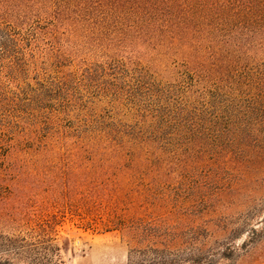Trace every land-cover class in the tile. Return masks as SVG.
<instances>
[{"label": "trees", "instance_id": "1", "mask_svg": "<svg viewBox=\"0 0 264 264\" xmlns=\"http://www.w3.org/2000/svg\"><path fill=\"white\" fill-rule=\"evenodd\" d=\"M68 167L186 174L194 217L120 224L127 264H264V0H0V223L116 198ZM50 223L0 232V264L65 263Z\"/></svg>", "mask_w": 264, "mask_h": 264}, {"label": "rangeland", "instance_id": "2", "mask_svg": "<svg viewBox=\"0 0 264 264\" xmlns=\"http://www.w3.org/2000/svg\"><path fill=\"white\" fill-rule=\"evenodd\" d=\"M18 136L25 145L21 156L27 161L42 158L45 155L43 145L57 143L52 137L32 142L24 140L22 135ZM60 171L62 172L57 174L66 179L79 173L82 176L89 174L98 177V181L102 178L106 184L100 186L117 196L113 201H103L98 208H90L84 203H78L72 210L69 206L54 207L49 202L36 201L34 205L31 204L34 215L28 218V223L6 225L0 223V232L26 231L35 227L40 221L48 219L51 222L49 228L51 233L56 234L61 241L65 256L63 264H127L129 249L139 244L136 237L132 238L119 229L120 224L137 222L142 223V227L149 221L154 225H161L164 231L179 232L184 221L194 217L196 213L193 206L188 207L187 202L182 200L188 186L184 173H168L167 176L171 179L161 185L150 180L152 175H157L153 172L124 171L121 173H124L123 176L128 184L120 187L118 177L121 173L116 170L90 173L76 167H68ZM21 172L36 174L35 170L29 169H23ZM31 182V180H21L19 184L25 188L29 187ZM6 183L14 185L18 181ZM33 187L31 186L30 189ZM8 188L3 192L7 193L12 203L16 196L9 193ZM148 193L152 194V198L143 199ZM161 193L166 195L164 200L157 199V195ZM52 215L55 216L54 220Z\"/></svg>", "mask_w": 264, "mask_h": 264}]
</instances>
